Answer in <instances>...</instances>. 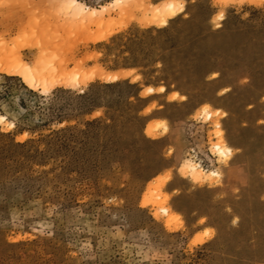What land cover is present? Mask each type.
Returning a JSON list of instances; mask_svg holds the SVG:
<instances>
[{"label": "rangeland", "instance_id": "obj_1", "mask_svg": "<svg viewBox=\"0 0 264 264\" xmlns=\"http://www.w3.org/2000/svg\"><path fill=\"white\" fill-rule=\"evenodd\" d=\"M0 116V264H264V0H0Z\"/></svg>", "mask_w": 264, "mask_h": 264}, {"label": "bare ground", "instance_id": "obj_2", "mask_svg": "<svg viewBox=\"0 0 264 264\" xmlns=\"http://www.w3.org/2000/svg\"><path fill=\"white\" fill-rule=\"evenodd\" d=\"M125 0H114L108 5L101 6L100 9H89L85 4L75 0V3L72 0H59L62 10L67 14L72 15L76 18H84L85 15H90L93 18H102L104 14L110 15L111 10L117 6L124 3ZM176 14V7L173 2L165 5L163 15L161 17V23L165 24L168 17H173ZM22 76H24V81L28 86H33L34 83H38L41 80V77L35 70L26 68L22 70ZM205 107V106H204ZM202 116H206V119L212 118V112L207 107L202 110ZM5 117L0 116V121H4ZM216 126L219 128V123H216ZM211 154L216 158L217 163H225L232 156V149L227 146L222 138L221 140L211 146ZM182 171L188 175L194 182H204V180L212 177H220V172L218 168L205 170L198 161L194 159L193 156L187 157L182 163ZM167 216H170V210L164 208L162 210Z\"/></svg>", "mask_w": 264, "mask_h": 264}, {"label": "snow or ice", "instance_id": "obj_3", "mask_svg": "<svg viewBox=\"0 0 264 264\" xmlns=\"http://www.w3.org/2000/svg\"><path fill=\"white\" fill-rule=\"evenodd\" d=\"M73 3H75V0H72Z\"/></svg>", "mask_w": 264, "mask_h": 264}]
</instances>
